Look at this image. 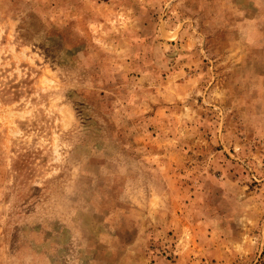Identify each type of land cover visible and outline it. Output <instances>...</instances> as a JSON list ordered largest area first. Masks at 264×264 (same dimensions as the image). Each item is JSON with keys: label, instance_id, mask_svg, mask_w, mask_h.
I'll use <instances>...</instances> for the list:
<instances>
[{"label": "rangeland", "instance_id": "rangeland-1", "mask_svg": "<svg viewBox=\"0 0 264 264\" xmlns=\"http://www.w3.org/2000/svg\"><path fill=\"white\" fill-rule=\"evenodd\" d=\"M0 264H264V0H0Z\"/></svg>", "mask_w": 264, "mask_h": 264}]
</instances>
